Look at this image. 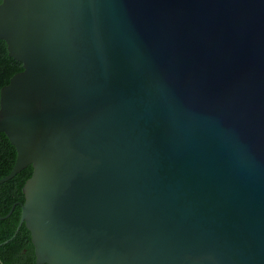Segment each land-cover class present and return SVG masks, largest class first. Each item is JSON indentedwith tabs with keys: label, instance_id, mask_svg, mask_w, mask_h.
Returning a JSON list of instances; mask_svg holds the SVG:
<instances>
[{
	"label": "water",
	"instance_id": "95a60500",
	"mask_svg": "<svg viewBox=\"0 0 264 264\" xmlns=\"http://www.w3.org/2000/svg\"><path fill=\"white\" fill-rule=\"evenodd\" d=\"M0 39L41 264H264V0H3Z\"/></svg>",
	"mask_w": 264,
	"mask_h": 264
},
{
	"label": "trees",
	"instance_id": "16d2710c",
	"mask_svg": "<svg viewBox=\"0 0 264 264\" xmlns=\"http://www.w3.org/2000/svg\"><path fill=\"white\" fill-rule=\"evenodd\" d=\"M22 62L14 59L9 55L8 45L5 40L0 39V92L1 89L8 85L12 77L23 71ZM17 159L16 147L11 143L5 133L0 132V179L11 173ZM33 174V166L30 165L13 179L0 185V243L10 240L7 245L13 249L19 241H32V235L25 224L18 230L22 208L20 202H25L24 185ZM12 214L6 217L12 210ZM31 246L34 243L30 244Z\"/></svg>",
	"mask_w": 264,
	"mask_h": 264
},
{
	"label": "flooded vegetation",
	"instance_id": "af4514ba",
	"mask_svg": "<svg viewBox=\"0 0 264 264\" xmlns=\"http://www.w3.org/2000/svg\"><path fill=\"white\" fill-rule=\"evenodd\" d=\"M12 239L0 243V264H41L35 246L30 245L33 241H18L17 246L10 249L7 245Z\"/></svg>",
	"mask_w": 264,
	"mask_h": 264
},
{
	"label": "snow or ice",
	"instance_id": "6c2138e0",
	"mask_svg": "<svg viewBox=\"0 0 264 264\" xmlns=\"http://www.w3.org/2000/svg\"><path fill=\"white\" fill-rule=\"evenodd\" d=\"M3 3V0H0V4H2Z\"/></svg>",
	"mask_w": 264,
	"mask_h": 264
}]
</instances>
